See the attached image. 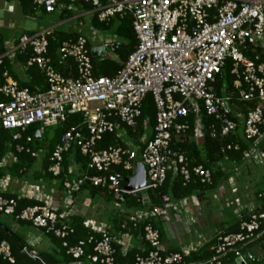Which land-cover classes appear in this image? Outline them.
<instances>
[{
    "label": "built area",
    "instance_id": "1",
    "mask_svg": "<svg viewBox=\"0 0 264 264\" xmlns=\"http://www.w3.org/2000/svg\"><path fill=\"white\" fill-rule=\"evenodd\" d=\"M34 3L46 13L71 10L78 4L89 6L99 21L106 24L117 16H130L137 43L115 75L97 76L92 57L116 59L118 48L127 38L94 27V36L101 38L97 45L80 32L66 39L59 52L63 60L72 58L75 63L74 74L69 75L57 70L48 56V36L54 27L6 41V52H0L3 78L0 132L8 134L6 151L0 152V172H5L0 176V213L14 214L17 199H35L39 203L27 206L16 218L64 238L68 234L66 222L72 216H83L77 207V194L87 183L99 187L111 196L117 213L125 215L119 222L122 232L113 236L107 224L83 216L84 225L100 236L95 254L88 256L90 263L79 260L84 255L82 241L68 246L67 253L78 264H115L114 244L120 246L123 254L133 246L134 236L128 231L130 223L136 228L150 215L168 221L171 211L178 220L197 223V217L188 215V211L194 212L199 204L198 194L178 200L163 195V205L153 209L126 207L131 198L161 188L169 172L183 176L184 184L191 180L192 174L203 184L213 183V170L199 163L191 166L179 144L189 139L201 144L206 132L223 143L222 151L239 150L244 141L248 147L244 149L242 162L264 166V60L260 51H264V0H34ZM27 47L33 55L21 63V69L29 76V70L38 67L45 76V88L33 90L21 86L5 65L6 57L15 61L17 54ZM93 48H105V53L93 56ZM228 64L234 76L232 90L225 82L218 85ZM148 94L156 105L154 126L150 133H143L135 141L129 130L138 132L142 105ZM234 94L252 105L241 109L233 100ZM190 115L194 116L192 127ZM75 117L77 121L73 120ZM144 125L147 126V121ZM53 126L62 128V134L49 156L48 173L55 179L66 178L57 188L65 195L61 206L56 204L54 195L45 194L43 179L28 182L25 167L20 168L18 175L9 170L18 163L19 153L38 157V141L45 129ZM191 130L192 136H188ZM107 133H116V142L99 147ZM73 147L88 158L86 170L80 175H75L72 164L67 171L64 168V155ZM140 164L145 169L146 183L138 187L135 180L141 182ZM232 172L239 173L238 165L233 166ZM233 178L227 177V181L233 182L232 190L236 192ZM11 182L19 188L14 193L17 198L2 194L9 190ZM215 190L219 191L220 199L225 195L224 185ZM228 201L226 198L225 204L230 206ZM263 220L264 208L241 214L239 230L215 236L211 246L214 254L204 261H186L185 257L211 240L195 241L179 251L168 252L160 229L147 224L141 238L150 248L147 251L140 248L142 254L137 255L135 264H224L229 253H233L235 264H250L251 259L245 258L248 253L245 248L262 239ZM63 244L67 246V242ZM0 256L15 264L11 246L5 240L0 242Z\"/></svg>",
    "mask_w": 264,
    "mask_h": 264
},
{
    "label": "trees",
    "instance_id": "2",
    "mask_svg": "<svg viewBox=\"0 0 264 264\" xmlns=\"http://www.w3.org/2000/svg\"><path fill=\"white\" fill-rule=\"evenodd\" d=\"M6 2H16L19 6L21 12L25 16H34L38 12L45 13L44 9L39 8L34 0H4ZM85 8L90 9L89 6H85ZM67 10V9H66ZM69 13L68 15H70ZM93 24L95 27H99L102 29L110 30L115 34H119L125 38H127L126 43L120 46L116 52V59L108 58L103 61H98L96 58L92 57L94 74L97 76H113L115 75L120 68L123 67L126 62L128 55L134 50L137 38L131 26V17H119L112 19L109 23L101 22L98 19L97 13H94ZM27 34H33L27 32ZM71 36V35H70ZM69 36V37H70ZM68 39L65 33H62L58 30L53 31L52 34L48 36L49 41V49L48 56L52 59L53 64L56 69L62 72L65 75L74 74L75 63L72 58H67L63 60L59 49L63 41ZM6 39L3 32L0 30V52H6ZM263 54L264 60V51L260 50ZM33 55L32 49L27 47L22 53L17 54L15 59L16 62L25 63L27 60ZM5 65L9 68L10 75L15 79H19L16 68L14 67V62L10 61L8 57L5 58ZM28 80H20L21 86H28L31 89L35 90L36 86H42L45 88L46 80L44 74L38 69V67H32L29 70ZM233 81L234 76L230 72V64H228L223 71V79L219 81L218 85H221L222 82H225L228 89H233ZM3 78L0 73V84H2ZM219 88V86H217ZM233 100L237 102L238 106L245 110L244 108L248 105H252V102H244L239 99L237 94H234ZM156 114V105L151 94H148L142 105V112L139 119L138 132L133 133L129 130L130 134L134 138L135 141H138L139 136L143 133H150L151 129L154 126ZM73 120L77 121L78 117L73 118ZM72 120V121H73ZM188 120L191 122V127L193 126L194 116L190 115ZM147 121V126L145 127L144 122ZM207 123V121H206ZM192 130L188 133V136H192ZM62 134V128H58L57 131L52 135H47L45 141H48V150L46 156L42 162V168L40 171H35L36 181L43 179L45 181L53 179V176L48 173V167L50 164L49 156L51 151L53 150L55 144L59 141L60 136ZM8 138V134L5 131L0 132V152L1 154L5 153L6 145L5 140ZM116 142V133H107L104 135L103 140L99 143V147H106L110 144H114ZM39 143V141H38ZM37 144V142H36ZM223 143L219 140L210 138L208 132L205 133V136L202 140V143L199 144L194 140H187L186 143H181L178 145V148L181 149L182 152L188 157L190 160V165L194 166L195 164H203L206 168L213 170V183L211 185L203 184L200 182L199 178L194 174L191 176V180L184 184V178L181 175H175L172 172L168 173L167 180L165 184L159 188L158 190H148L145 194L141 193L137 198H131L126 202L127 208H152L154 206L163 205L162 196L166 195L171 200H178L184 197L192 196L193 194H198L199 197L205 194L206 191L214 189L222 178H227V173L223 170V165L232 164L236 167L238 164L242 163L244 159V149L248 147V143L242 142L241 148L239 150H225L222 151ZM39 148L44 149L46 147L45 143L43 146L38 144ZM18 163L14 165L9 170L18 175L20 168L25 167L29 172L37 159V157L31 156L29 153H19L18 155ZM88 158L81 154V151L78 147H73L70 151L65 153L64 155V168L67 171V168L70 164H77L79 168V172L83 173L87 167ZM120 170V169H119ZM4 171L0 172V176L4 174ZM65 176L59 178L60 182L65 180ZM82 189H89L92 193H102L107 197L108 200H112L111 196L108 193L101 190L99 187L91 186L89 183L85 184ZM7 197H15L16 195L10 193H2ZM200 194L202 196H200ZM17 206L15 209V213L10 216V219L14 223L18 224H30V222L25 220L17 219V215L21 210L26 208L27 206H32L38 204L39 202L35 199H17ZM4 214L0 213V242L7 241L11 246L12 254L15 258V264H41L39 261L35 260L33 256L29 253L20 249L21 247H26L30 251L34 249L26 242L24 238L20 243H17L13 236H11L8 232V229H11L10 223L3 220L2 217ZM125 215H117L113 222L114 226L117 229L116 232L112 231V235L121 233L120 229V221L124 218ZM85 218L83 216H72L69 221L66 222L68 228V234L64 238L57 237L53 232H46L48 237L52 239L54 244V250L52 253H40L39 256L42 257L48 264H78L77 260L72 257L71 254L67 253L68 246L77 245L80 241L83 242L84 255L79 259L86 263H90L88 259L89 255L95 254L94 248L96 245V240L99 239V234L93 232L89 228L84 225ZM161 219L150 215L144 222H142L136 228L130 223L129 224V232H131L134 236V240L140 241V243L144 246V250H149L150 246L141 238L144 234V227L147 224H151L153 227H157L161 229ZM59 225H62L59 222ZM239 230V222L238 224H234L231 229L226 232H222L223 234L237 232ZM260 230H264V220L261 221ZM126 231V230H124ZM161 231V230H160ZM162 233V231H161ZM18 235V234H17ZM94 237V239H91ZM216 239L209 241L207 244L202 246L199 250L192 252L189 256L185 257L186 261H204L211 257L214 254V251L211 249V246L215 243ZM67 242V246L63 243ZM116 248V253L114 254L115 264H135V260L137 255L142 254V251L139 247H135L134 245L128 250L127 253L123 254L122 249L118 244H114ZM179 251V250H175ZM233 260V253H229L228 257L224 259V263L227 260ZM0 264H12L8 260L4 259L0 256ZM100 264V263H97ZM258 264V263H257Z\"/></svg>",
    "mask_w": 264,
    "mask_h": 264
},
{
    "label": "crops",
    "instance_id": "3",
    "mask_svg": "<svg viewBox=\"0 0 264 264\" xmlns=\"http://www.w3.org/2000/svg\"><path fill=\"white\" fill-rule=\"evenodd\" d=\"M0 5L3 8V10H5L4 18L0 16V30L5 35L6 41L12 40L13 38L17 39L23 34H27V32L35 34L45 28H49L46 26H39L35 21L36 15L34 16L23 15L16 2H6L4 0H0ZM9 6L12 7V10L7 9V7ZM56 13L57 14L55 13L48 14V19L49 17H52L51 15H54V18L56 19L53 26H51L54 27V31L58 30L62 33H65L68 38L73 37L79 32L85 33L89 36L91 43L93 45H97L98 43L101 42V38L99 36H94L93 34V29L95 26L93 24L94 12H92V10L78 4L76 5V7H74V9L66 10V8H64L63 10L58 11ZM69 13L71 14L68 15ZM11 14L12 15L19 14V16L22 18V21H16L12 19L10 17ZM6 15L9 16L8 21H6ZM75 18H78L79 20L78 25L72 22ZM88 23L89 26L87 28H83V26ZM12 62H14V67L16 68L19 79L28 80L29 78L27 74H25L21 69V63L16 61H12ZM36 87L39 89L43 88L42 86H36ZM45 145L46 147L43 149V153H44L43 159L46 156L48 150V141L45 142ZM35 163L33 168L26 175L27 179L30 182H36V179L33 180V178L35 177L34 173L35 171H40L42 168V164L41 167L36 168ZM72 165L75 168V172H76L75 175H80L78 165L77 164H72ZM225 166H226L225 168H227L226 170L232 172L233 170L232 164L229 165L225 164ZM238 171L240 176L241 175L244 176V180L240 182V180L237 177V180H235L236 192H233L232 187L227 188L226 186H224L226 195H229L228 203L229 202L231 203L230 206L216 205L212 207L211 219L209 223L206 222V212L201 213V208L194 209L195 216L197 217L198 220L197 223H194L195 225L194 227H192L190 223H186L183 219L178 220L177 219L178 217L172 211L169 216L170 220L167 219L168 221H161L162 223L160 230L162 231V242L164 248L168 252L179 250L181 247L189 245L190 243L195 241L204 242L207 240H214L215 236H217L219 233L228 231L229 229L232 228V226L234 229V224L236 223L238 224L241 214L248 215L252 211H258L264 208V189H260L256 187L257 181L255 178V170H253L251 166L248 165V163L242 162L238 164ZM45 182H46L44 187L45 194L54 195L56 204L60 206L63 205L65 200L64 192H62L61 190L57 191V188L58 189L60 188L59 186L61 183L60 180L53 178ZM243 182H245V184ZM219 186L221 185H218L212 190L206 191L205 196L207 197L208 193L214 191L215 189H218ZM8 189L9 190L6 193H10V194H14L19 191L18 186L17 185L14 186L13 182H11V185L8 186ZM212 194L214 195V193ZM200 196L202 195L200 194ZM93 199H96V201H93ZM199 199L200 201H203L202 198L199 197ZM102 201L107 202V197L102 193L101 194L92 193L91 190L89 189H82L77 194L76 203L78 209L80 210L81 215H83L85 218L86 215L88 213L91 214L92 211L93 214L95 213V215L94 216L91 215L92 217H89L87 215L88 218H92L97 222L107 224V226L110 227L111 232L112 231L116 232L117 229L114 226L113 220L119 214L116 211L117 214H115L114 216L112 215L115 213V211L111 210L109 202H107V207L110 208L111 212H109L110 214L106 213L107 215L105 217L106 219H100L99 216H97L96 210L99 209L101 204L100 202ZM99 211H100L99 214H102V211L101 210ZM9 223L11 225V229L14 230L21 238H24L26 242L34 249L33 251L36 252L37 254L53 252L54 250L53 241L51 238L48 237L47 233L43 229L26 223L18 224L12 221ZM115 236H118V234H115ZM133 245L139 248L144 247L140 243V241L135 242V240H133ZM254 248L259 251L255 253L253 251ZM245 251L251 253L252 255L251 261L256 260L254 264L257 263L264 264V235L262 236L261 240L247 246L245 248ZM224 264H235V261L230 259L227 260Z\"/></svg>",
    "mask_w": 264,
    "mask_h": 264
},
{
    "label": "rangeland",
    "instance_id": "4",
    "mask_svg": "<svg viewBox=\"0 0 264 264\" xmlns=\"http://www.w3.org/2000/svg\"><path fill=\"white\" fill-rule=\"evenodd\" d=\"M56 12H58V11H56ZM56 12H54L55 14H57ZM22 13V12H21ZM23 14V13H22ZM38 14V15H37ZM36 14V18H35V21H36V23L39 25V26H46V27H51V26H53V24H54V22H55V18H54V15H51L52 17H49V19H48V14H51V13H43V12H38ZM53 14V13H52ZM0 16L1 17H3L4 18V16H5V10H3V8L1 7V5H0ZM10 17L12 18V19H14V20H16V21H22V18L19 16V14L18 15H16V14H14V15H10ZM8 19H9V16L8 15H6V21H8ZM73 23H76L77 25H78V23H79V20H78V18H75L73 21H72ZM89 26V23L88 24H86V25H84L83 26V28H87ZM57 129H58V126H53V127H50V128H46L45 129V134H44V136H43V138H42V140H40L39 141V145H41V146H43L44 145V143L46 142L45 141V139H46V136L49 134L50 136H52L56 131H57ZM43 149L42 148H40V151H39V156L37 157L38 159L36 160V163H35V167L36 168H38V167H41V164H42V159H43ZM229 165V164H228ZM248 165L249 166H251V168L253 169V170H255V178H256V181H257V186L256 187H258V188H260V189H264V166H261V165H254V164H251V163H248ZM226 166L225 165H223V169L225 168ZM226 173H227V177H230V176H232L233 175V180L235 179V180H237V177H238V179L240 180V182H242L243 180H244V176L243 175H239V173L236 175L235 174V172H229V170H226L225 171ZM31 173V172H30ZM239 175V176H238ZM33 180H34V178H33ZM28 182H30L29 180H27ZM244 184H245V182H243ZM231 184H233V182L231 183V182H229V181H227V178H222V180H220V183H219V185H224V186H226L227 188H229V187H232V185ZM13 185L14 186H16L17 184H15V183H13ZM254 186V187H255ZM253 189V188H252ZM212 193H214L215 194V197H214V195L212 194ZM219 191L218 190H214V191H211L210 193H208V196L206 197L205 196V194L202 196V200L203 201H200L199 200V204L195 207V209H198V208H201V213H205L206 212V222H210V219H211V209H212V207H214V206H216V205H223V206H225L226 204V198H229V195H226V193H225V195H223L222 197H221V199H220V197H219ZM201 198V197H200ZM195 200V199H194ZM194 200H193V202H194ZM90 201H91V199H90ZM93 201H96V199H93ZM92 201V202H93ZM111 201V202H110ZM105 202V203H104ZM102 201V202H100L101 204H100V207H99V209H97L96 210V212H97V216H99V218L100 219H106L105 217L107 216L106 215V213H109V212H111L110 211V208L109 207H107V202H109L110 203V207H111V210L112 211H115V213L114 214H112L113 216L115 215V214H117L116 213V209H115V207H114V205H113V202H112V200H108L107 199V202L106 201ZM95 203V202H94ZM107 208V209H106ZM99 210H101L102 211V214H99ZM193 210L192 209H190L189 211H188V215H190V216H195V214L193 215ZM210 213V214H209ZM110 214V213H109ZM89 217H92V216H94L95 215V213L93 214V212L91 211V214H87ZM86 215V218L87 219H92V218H88V216ZM92 215V216H91ZM112 215H110V216H112ZM104 216V217H103ZM109 216V217H110ZM2 219L3 220H6V222H11L12 220L10 219V216H3L2 217ZM185 222L186 223H190V225L192 226V227H194L195 225H194V223L193 222H190L189 220H185ZM253 251L255 252V253H257V251H259V250H256L255 248L253 249Z\"/></svg>",
    "mask_w": 264,
    "mask_h": 264
},
{
    "label": "water",
    "instance_id": "5",
    "mask_svg": "<svg viewBox=\"0 0 264 264\" xmlns=\"http://www.w3.org/2000/svg\"><path fill=\"white\" fill-rule=\"evenodd\" d=\"M91 52H92V55L93 56H97V55H99V53H105V48H93L92 50H91ZM98 61H103V60H98ZM138 167H139V169L141 170V172H142V178H141V182L136 178V184L135 185H137L138 187L139 186H143V185H145V183H146V175H145V169H144V166L142 165V164H140V165H138ZM129 188H132V187H130L129 186ZM7 230H8V232H9V234L11 235V236H13L14 237V239H15V241L17 242V243H20L21 241H22V238L19 236V235H17V233L14 231V230H12V229H8V228H6ZM20 249L21 250H23V251H25V252H27V253H29L31 256H33L34 258H35V260H37V261H39L41 264H48V263H46L45 262V260H43L42 259V257L41 256H39L36 252H34V251H30L28 248H26V247H21L20 246ZM245 258H247V259H251L252 258V255H251V253H247L246 255H245ZM250 262V264H254L255 262H256V260H253V261H249Z\"/></svg>",
    "mask_w": 264,
    "mask_h": 264
}]
</instances>
